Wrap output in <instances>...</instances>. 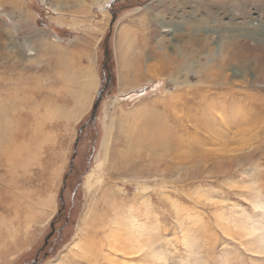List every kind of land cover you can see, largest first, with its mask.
<instances>
[{
    "label": "rangeland",
    "instance_id": "1",
    "mask_svg": "<svg viewBox=\"0 0 264 264\" xmlns=\"http://www.w3.org/2000/svg\"><path fill=\"white\" fill-rule=\"evenodd\" d=\"M262 45L264 4L257 0H0V81L6 82L0 86L5 119H0V156L6 161L16 158L14 141L24 112L32 111V90L53 89L57 101L61 90L81 89L67 76L83 71L93 76L95 85L75 121L44 116L43 138H28L24 168L6 173L0 183V248L5 245L0 264H264V240L256 241L264 234V112L262 117L252 115L259 119L255 122H228L232 131L225 146L222 138L206 135L194 146L192 160L169 158L135 168L128 164L129 172L88 178L101 161L107 127L120 110L155 108L157 101L162 108L167 95L175 98L179 87L207 86L211 77L223 76L220 68L226 63L230 82L264 96V82L256 77L262 53L234 57L237 50L246 53V48ZM131 64L132 75L137 65L143 73L148 68H156V73L124 83ZM70 95L69 108L76 100ZM8 105L18 108L11 113ZM257 107L251 104L247 112L260 110ZM12 175L17 185H10ZM107 188V201L125 209V216L119 210L118 221L110 218L108 226L121 227L115 233L92 225V209ZM12 192L18 206L11 205ZM29 206L32 215L27 214ZM130 208L137 210L136 227V210L131 213ZM11 221L18 232H13ZM134 232L141 242L117 250L105 247L100 253L87 244L106 237L113 242L117 234L132 237ZM249 238L254 239L252 245H247ZM150 242V249L144 246ZM258 246L257 254L250 251ZM107 251L114 260L105 257ZM145 253L150 258L143 261Z\"/></svg>",
    "mask_w": 264,
    "mask_h": 264
},
{
    "label": "bare ground",
    "instance_id": "2",
    "mask_svg": "<svg viewBox=\"0 0 264 264\" xmlns=\"http://www.w3.org/2000/svg\"><path fill=\"white\" fill-rule=\"evenodd\" d=\"M257 3L264 4V0H257ZM249 49L251 50H247L246 48V53L242 50H237L234 53V57L244 58L249 56V53L252 51H260L263 56L260 54L261 62L257 67L258 74L256 77L258 81L264 82V45L255 46L254 48ZM140 52L142 55L143 52ZM63 62L64 64H66V61L63 60ZM169 64L173 63H168L167 66ZM67 65H69L68 62ZM63 66L64 65L62 64V67ZM133 67L134 66H132L131 64L129 68L130 71L129 69H127L128 66L126 67L127 71L125 69V78H127L124 83H129L133 79L140 82V80L142 81V79L146 77H151L150 74L156 73V68L154 69V71L152 70V68H148L146 72L143 73L140 69L141 66L137 65V71L136 73H134V75H132L133 71L135 70ZM228 68L229 65L227 63L222 64L220 73H222L223 76L211 77L210 84H208L207 86L204 85L191 89H181V87H179V89H177L178 93H173V96H175V98H172L174 100L171 99L168 94V101H166L168 103L166 104L164 102L165 105L162 106V108H160V103L162 102L157 101L155 104V108H150L148 106H138L131 111L120 110L118 116H116L115 119L113 117L107 127V134L101 146V161L97 163L94 171L89 175V180L96 181V178H104V174L105 177H108V171H116L122 173L125 170L129 172L130 169L128 167V164L132 168H135L144 163H146L147 165H151V163L161 164L167 161L169 158H172L175 161H179V163H182L183 161L188 159L192 160L193 158H195V153L193 152L194 146L196 144H202V140L205 139L204 137H206V135L209 138H217L219 140L222 138V142H224L222 145L225 146L230 131H232L230 130V128L226 127V124L228 122H232L233 120L235 121V123H238V125H240L241 123H245L250 120H256L259 116L262 115L261 112H264V96L256 97L255 95H253L254 92L252 94L246 91L245 88H243L244 85L237 86L236 84L230 82L228 76L225 75V72L228 70ZM50 69L51 67L48 66V70ZM44 71L46 70L44 69ZM67 79L70 82H75L81 89L72 93L66 90H61L62 95L61 97H58L59 100L57 101L55 91L53 89L46 87H38V89L35 88L34 90L31 89L33 96H30L32 98V101L30 102V109H32V111H25V115L23 114V126L21 131H18V140L14 141L16 143L14 144V154L16 155V158H13L14 161H6L3 156H0V183L4 179L6 173H15L18 170L17 168L23 167V152L30 148L29 144L27 145V141L29 140L28 138L32 134V139H34V136L43 138V122L47 120H44V116L49 117V114L51 113V116H54V120L60 119L66 122H70L75 121L76 118L80 116L81 112L86 109L90 100L91 91L95 88V85L93 84V76L89 75L88 72L86 74L83 71L82 73L79 72L78 74L72 73L67 76ZM4 83H6L4 80L0 81V86L3 87ZM45 89L48 92H46L43 96H36V93H41ZM70 94H74L73 97L76 99L73 100V107L71 108H69L71 101L66 100L68 99L67 97H71ZM2 95L3 94L0 93V99ZM0 103H3L2 100L0 101ZM251 104L258 106L260 110L255 109L254 112L248 113L247 107ZM8 107H10L9 109L11 113H13L18 108V106L15 105H8ZM19 108H23V106L21 107L19 105ZM253 114L258 115V117H253ZM3 118V113L0 109V119L2 120ZM3 120L5 121V119ZM32 122H34L35 124L31 125ZM241 127L239 126L238 128L240 133L242 134L245 132V130H242L243 128ZM200 136L201 138H199ZM21 142L22 144H20ZM28 158H30L29 154L27 155V159ZM193 168L199 170L200 166L198 164H195ZM133 174L139 175V173L137 172H133ZM10 180L12 183L10 185H17V180H14L13 175ZM97 184L98 181L92 184V193L94 189L96 190ZM8 189L10 191L12 190L9 187ZM101 193L102 197L96 201V204L93 207L94 209H92L93 211L91 212V217L93 219L92 225L93 227H96L97 231H100L101 228L103 229L104 226L106 227L105 229H108L110 231V233L120 231L121 227L118 226V223L114 226H108V223L110 221V218L113 216L118 221L120 209L125 216V209L122 206L120 207V204L118 202L112 204L107 201V197L108 195H110L108 193V188L103 190ZM12 195L13 196H11L10 200L11 205L18 206L17 194L13 193ZM115 195H117L118 197L121 196V194L119 193H116ZM51 201L52 199H49L47 203V207H49V209V203L52 204ZM45 202H47V200ZM36 203L39 205H43L44 207L46 206L44 202L41 203L40 201H37ZM258 207L263 208L262 204L258 205ZM132 209L135 208H130L131 213ZM27 214L32 215L31 206L28 207ZM132 215L134 216L133 225L136 227L134 219L137 216V210ZM11 223L13 226V232H18V229L14 225V222L11 221ZM94 233L95 235L98 234V232L95 231ZM15 236H13V238H15ZM114 237L115 239L113 242L110 241V237H106L103 239L105 240L104 242L98 241L99 244L96 239L87 240V244L89 245V247H91V249L98 248L99 252L102 251V253H105L108 249L110 251L112 249L117 250V248L125 243L129 245H135L136 243L141 242L136 236L135 232L132 234V237H129L128 234H122L121 236L120 234H117ZM262 240H264V234L256 241L261 242ZM253 243L254 239L249 238L247 240V245H252ZM152 245L153 244L151 242L149 244H144V246L148 247L149 249L152 247ZM104 248L106 250H103ZM261 249L264 250V243L261 245ZM258 250H260V246L255 249H251L250 251L257 254L256 252ZM96 251L94 254H97ZM110 251H107L108 253H106L105 257H109V260H114V257H112ZM133 253V251H129L127 252V255L132 256ZM154 255L155 257H158L159 252L155 251ZM92 257L90 260H92ZM149 258L150 256H147L146 253L141 257L143 261H146Z\"/></svg>",
    "mask_w": 264,
    "mask_h": 264
},
{
    "label": "water",
    "instance_id": "3",
    "mask_svg": "<svg viewBox=\"0 0 264 264\" xmlns=\"http://www.w3.org/2000/svg\"><path fill=\"white\" fill-rule=\"evenodd\" d=\"M106 85H109V81H107ZM105 89H106V88H105ZM100 102H101V92H100V94L98 95V100L96 101V103H95V105H94L93 113H92V119L95 117V115H96V113H97V110H98V108H99ZM73 161H74V159H73L72 162H71V169H73ZM66 181H67V179H65L64 184H66ZM64 190H65V189H64ZM64 190H62V192H61L60 200H62L63 197H64ZM46 242H47V241H46Z\"/></svg>",
    "mask_w": 264,
    "mask_h": 264
},
{
    "label": "crops",
    "instance_id": "4",
    "mask_svg": "<svg viewBox=\"0 0 264 264\" xmlns=\"http://www.w3.org/2000/svg\"><path fill=\"white\" fill-rule=\"evenodd\" d=\"M22 240L24 241V237H22V238H21L19 241H22ZM4 246H5V245H2V246H1V248H0V249H1V251H2V250H4V249H3V248H4ZM4 253H5V252H4Z\"/></svg>",
    "mask_w": 264,
    "mask_h": 264
},
{
    "label": "flooded vegetation",
    "instance_id": "5",
    "mask_svg": "<svg viewBox=\"0 0 264 264\" xmlns=\"http://www.w3.org/2000/svg\"><path fill=\"white\" fill-rule=\"evenodd\" d=\"M53 227V226H52Z\"/></svg>",
    "mask_w": 264,
    "mask_h": 264
}]
</instances>
